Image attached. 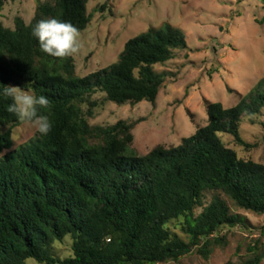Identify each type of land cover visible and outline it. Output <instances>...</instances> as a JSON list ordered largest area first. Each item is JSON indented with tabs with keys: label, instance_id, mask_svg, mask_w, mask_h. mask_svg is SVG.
<instances>
[{
	"label": "trees",
	"instance_id": "trees-1",
	"mask_svg": "<svg viewBox=\"0 0 264 264\" xmlns=\"http://www.w3.org/2000/svg\"><path fill=\"white\" fill-rule=\"evenodd\" d=\"M87 1L35 0L29 23L16 17L11 29L0 21V91L15 85L48 97L53 125L11 150L19 121L0 96V264H159L194 251L207 260L227 244L221 229L248 227L227 200L264 216V164L239 157L221 138L251 147L240 125L264 109V76L233 106L206 102V123L178 144L140 155L132 147L137 121L89 119L105 102L154 105L167 75L154 67L188 48L185 35L169 24L150 27L114 62L78 76L73 58L46 55L31 32L53 17L84 30ZM66 238L70 253L58 258L54 244ZM260 247L249 244L237 264H261Z\"/></svg>",
	"mask_w": 264,
	"mask_h": 264
},
{
	"label": "rangeland",
	"instance_id": "rangeland-1",
	"mask_svg": "<svg viewBox=\"0 0 264 264\" xmlns=\"http://www.w3.org/2000/svg\"><path fill=\"white\" fill-rule=\"evenodd\" d=\"M35 10V0H5L0 21L13 29L16 17L29 23ZM86 10L91 18L81 31L83 48L73 57L78 76L114 62L129 38L150 27L169 24L185 35L188 48L177 50L173 59L154 67L167 74L154 105L147 101L134 106L105 102L89 119L92 125L137 121L132 147L140 155L157 144H178L206 123V102L233 106L239 95L264 76V0H88ZM39 135L19 122L12 128L11 150ZM240 135L250 148L238 146L229 135L221 138L239 157L264 164V109L242 120ZM227 203L231 212L246 219L247 228L221 229L227 244L216 247L207 260L194 251L178 261L159 264H237L255 240L264 251V216L239 209L230 200ZM53 252L58 258L69 255L70 240L56 242ZM26 264L38 263L28 260Z\"/></svg>",
	"mask_w": 264,
	"mask_h": 264
},
{
	"label": "clouds",
	"instance_id": "clouds-1",
	"mask_svg": "<svg viewBox=\"0 0 264 264\" xmlns=\"http://www.w3.org/2000/svg\"><path fill=\"white\" fill-rule=\"evenodd\" d=\"M31 34L38 40L43 53L58 60L73 58L83 48L81 31L70 21L55 17L39 20L32 27ZM0 96L11 100L7 112L19 122L31 126L41 135L51 131L52 121L46 114L51 104L48 97L11 85H3Z\"/></svg>",
	"mask_w": 264,
	"mask_h": 264
}]
</instances>
